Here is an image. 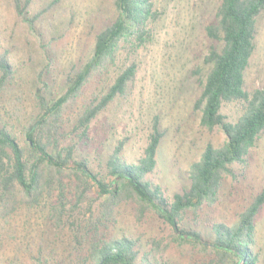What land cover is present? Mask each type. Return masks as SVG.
Wrapping results in <instances>:
<instances>
[{
  "label": "rangeland",
  "instance_id": "1",
  "mask_svg": "<svg viewBox=\"0 0 264 264\" xmlns=\"http://www.w3.org/2000/svg\"><path fill=\"white\" fill-rule=\"evenodd\" d=\"M8 1L0 0V51H8L11 70L0 89V126L5 125L28 156L31 150L25 131L39 112L38 94L57 98L67 91L65 71L90 55L97 31L117 16V10L114 0H30L24 18H19ZM151 1L145 41L139 44L134 36L120 38L115 67L99 79H88L63 106L62 119L66 126L72 124L84 104L104 93L119 70L134 62L129 94L115 99L91 121L87 140L65 141L76 143V157L85 159L104 178L106 158L118 141H123L122 158L135 161L143 154L156 120L163 136L148 178L170 200L188 187L189 168L205 146L219 145L226 138L220 127L202 126L200 111L194 108L210 43L205 26L220 0ZM255 43L244 70L243 87L249 92L264 84V11L257 18ZM220 112L233 122L243 107L237 101L228 102ZM245 158L244 165L234 167L235 176L223 174L211 202L186 212L181 226L211 239V223L230 224L236 219L264 184V130ZM40 171L42 185L47 169ZM59 177L62 197L55 178L50 194L42 185L45 190L39 205H25L18 193L14 204L0 205V264H59L72 258L69 245L83 243L81 252L87 253L99 237L122 236L136 241L140 264H145V257L149 264H236L232 258L220 262V255L203 245L180 242L172 226L153 208L140 214L134 202L109 205L97 187L81 196L83 182L75 170L65 169ZM61 201L74 216L58 219ZM253 240L249 251L256 255L254 264H264V205L255 220Z\"/></svg>",
  "mask_w": 264,
  "mask_h": 264
},
{
  "label": "trees",
  "instance_id": "2",
  "mask_svg": "<svg viewBox=\"0 0 264 264\" xmlns=\"http://www.w3.org/2000/svg\"><path fill=\"white\" fill-rule=\"evenodd\" d=\"M29 3L30 0L8 1L19 18H24ZM114 5L117 16L105 21L97 31L90 55L74 62L65 71L67 91L57 98L38 94L39 112L25 131L31 154L26 156L5 125L0 126V205L14 204L16 193L25 205H39L45 190L42 185L50 194L55 178H58L59 196L62 197V178L59 176L65 169L75 170L83 182L81 196L97 187L106 195L105 202L109 205L134 202L140 214L153 208L172 226L180 242L210 248L220 255V262L232 258L236 264L240 261L241 264H254L256 255L249 251V246L254 244L255 220L264 205V184L232 223L210 224L211 239H202L198 231L181 224L188 210L215 198L224 173L235 176L234 167L244 165L246 153L264 130V84L250 92L243 87L244 70L256 47V23L264 11V0H220L214 17L205 26L210 43L203 59L206 69L201 75L202 89L194 108L200 111L202 126L208 129L220 127L226 138L219 145L205 146L199 159L189 168L188 187L174 193L170 200L163 196L160 186L148 178L156 165V152L163 136L156 120L143 154L135 161L126 162L122 158L123 141H118L106 158L104 178L94 173L85 159L76 157V143L65 141L75 137L87 140L91 121L115 99L125 98L130 92L136 71L134 62L119 70L113 81L106 85L104 93L85 103L72 124L66 126L62 119L63 106L88 79H99L115 67L120 38L134 36L139 44L145 41V26L153 2L114 0ZM7 53L0 51V89L11 72ZM234 101L242 105L243 112L235 121H226L221 107ZM31 158L34 159L31 161ZM43 167L47 169V177L40 185ZM57 213L59 220L74 216L62 201L57 206ZM69 246L72 258L62 259L59 264H140L136 241L129 237H99L91 243L87 253L81 252L83 243ZM143 261L149 264L146 257Z\"/></svg>",
  "mask_w": 264,
  "mask_h": 264
},
{
  "label": "water",
  "instance_id": "3",
  "mask_svg": "<svg viewBox=\"0 0 264 264\" xmlns=\"http://www.w3.org/2000/svg\"><path fill=\"white\" fill-rule=\"evenodd\" d=\"M99 264H101V262H99Z\"/></svg>",
  "mask_w": 264,
  "mask_h": 264
}]
</instances>
